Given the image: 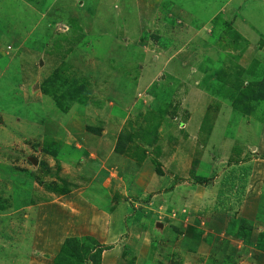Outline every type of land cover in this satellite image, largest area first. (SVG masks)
<instances>
[{"label":"rangeland","instance_id":"1","mask_svg":"<svg viewBox=\"0 0 264 264\" xmlns=\"http://www.w3.org/2000/svg\"><path fill=\"white\" fill-rule=\"evenodd\" d=\"M194 108L199 132L215 124L210 161L204 136L191 147ZM262 144L264 0H0V264H95L98 248L100 264H264L260 165L248 184ZM183 180L204 201L177 197ZM222 198L254 220L214 219ZM116 200L131 208L124 242L94 225ZM251 226L252 248L227 234ZM74 237L80 263L62 251Z\"/></svg>","mask_w":264,"mask_h":264},{"label":"crops","instance_id":"2","mask_svg":"<svg viewBox=\"0 0 264 264\" xmlns=\"http://www.w3.org/2000/svg\"><path fill=\"white\" fill-rule=\"evenodd\" d=\"M226 11V10H225ZM245 16H246V14H245ZM242 25H243V29H240L239 27H241L240 25L238 26V25H236L237 27V29H240V31L243 33V35L244 36H246L247 34L246 33H244L245 32V30L246 29H248V27H247V25L245 24V23H243L242 22ZM245 25V26H244ZM247 31H249V30H247ZM240 33V32H239ZM194 90H195V88H194ZM203 91L204 90H201L200 89V91H195L196 92V94H197V97H196V105H198L199 103H200V101H203V102H206V100L208 99V97L207 98H205L204 99V96L202 95V94H204L203 93ZM202 96V97H201ZM200 100V101H199ZM208 108V107H207ZM219 112V114L215 117L217 120L219 119V117H220V115H221V113H222V111L220 110V111H218ZM210 113L211 112H209V109L205 112V114H207L208 116H206L207 118H208V122L211 120V119H213V117H211L210 116ZM195 114H197V115H195ZM246 115V114H245ZM197 116V117H196ZM205 115H203V113H200V112H198L197 110H196V108H194L193 109V112L190 114V116H189V118H188V120H187V123H186V127H187V130H188V128H190L191 129V131L189 132V137L190 138H193V144H194V138L196 137V139L200 136H204L205 137V139H206V141L204 142V140L203 141H200L199 143H197L196 144V146H195V144L194 145H192L191 147H193V146H195V152H197V153H199V152H202L201 154H203V160H212V157H209L208 156V153H206V149H207V147L209 146V144H210V140H211V137H212V135H213V133H214V128H215V124L213 125V128L211 129V130H207V131H205L206 133H202V131H200L199 132V130H198V128H199V126H200V124H203L204 122H205ZM207 121V120H206ZM207 122V123H208ZM207 123H205L206 124V126H207ZM187 135V134H186ZM91 141V138H90V140L89 141H86V143L85 144H83V145H81V146H87V147H89V142ZM235 143H236V141L234 140V139H232L231 141H229L228 142V145H229V152L228 153H226L225 155L226 156H230V154L231 153H233V150L235 149ZM199 144V146H197ZM234 145V146H233ZM232 146H233V150H232ZM262 146H264L263 144L261 145V146H259V148H258V150H260L259 151V153L260 154H258L259 156H262V157H260V158H254L253 159V163H251V164H253V167H252V174H251V176H249V183L248 184H251V183H253V175L255 174V170H256V165H260V167H261V169L263 170V172H264V152L263 153H261L262 151H264V147H262ZM87 147H85V148H87ZM91 147H93V146H91ZM90 148V147H89ZM159 148V147H158ZM162 148H163V146H162ZM246 148H247V146H245V148L244 149H242L241 151H244V153H245V151H246ZM164 149V148H163ZM182 151V150H181ZM184 151L186 152V153H188L189 155H191L192 153L189 151V150H187V148L185 147V149H184ZM177 154V156L178 157H180V154L177 152L176 153ZM200 153L199 154H197V156L198 155H201ZM234 154V153H233ZM238 157H239V154L237 155ZM224 158H225V156H224ZM179 161H180V158H179ZM179 161H176V157H175V159L173 160V162L171 163V164H174V163H177V164H179ZM251 161H252V159H251ZM221 164H223V165H225L226 167L228 166V164H226V160L225 159H222V161H221ZM258 172H260L259 170H258ZM263 175H264V173H263ZM221 182V181H220ZM216 183V182H215ZM227 183V182H226ZM186 184H188V181L187 180H183L181 183H179V184H175L176 186H175V190L177 191V190H179L178 192H177V194H178V196L177 197H179L180 199L182 198L181 196H182V193H184V192H187L189 189V191L184 195V196H187V195H189V193L191 192V193H194V192H196V197L198 196L202 201H204V198H205V196L204 195H200L199 194V192H202L203 193V190L202 189H200L199 191H198V189L199 188H202L203 186H198V189L196 188V190H192V186H191V184L189 183V185L187 186ZM227 187V186H226ZM203 188H205V187H203ZM227 190V189H226ZM225 189L224 190H222V191H219L218 192V197H219V194H226V192H228V191H226ZM194 191V192H193ZM213 191H215V189H213ZM105 194H107L106 192H104ZM118 193H121V188H119L118 189ZM106 199H107V197L105 196V195H103ZM115 197H116V194H115ZM122 197V196H121ZM193 197H195V195L193 196ZM83 199V198H82ZM82 199H81V201H82ZM184 200V199H183ZM209 200V197H208V199H207V201ZM228 201L229 200H227L226 198H222L221 199V202H220V205H219V207L218 208H220V211H217V213H216V217H213L214 219H223V222L225 223H223L225 226L227 225V224H229V222H230V220H232V219H238V218H248V219H250V220H254V217H255V215H256V213H257V211H258V209L256 210V208H254L255 210H253V209H251V211H253V214H249V211H246V210H249L250 208H252L253 206L252 205H249V206H247L246 204L244 205V206H242L241 207V209H240V211H238L237 209H236V205H234V207H232L230 204L231 203H228ZM189 202H191L192 203V206H193V208H195V205H200L198 202L199 201H197V200H192V201H189ZM188 202V203H189ZM114 203H117V206L116 207H114V208H110V207H108V208H106L105 209V211H104V213L103 214H101V216H100V219H99V221H97L96 223L94 222V225L95 226H99L100 227V229H102V230H104L105 232L103 233V234H101V239L103 238V240H109L108 239V237H110V238H113V240H119V241H121V242H124L123 241V236L126 234V231H127V223H126V219H127V215L128 214H130V205L127 203V202H121V200L119 201V202H117V200H116V202H114ZM221 203H222V205H221ZM186 209H184V211H185ZM222 213H225V215H223V216H221L220 217V215L222 214ZM254 216V217H253ZM216 221H214V223H215ZM161 224V225H160ZM94 225H91V226H94ZM157 226H159L160 228H162V230L164 231V229H166V226H168L167 224H164V223H162L161 221H159V224L157 223L156 224ZM163 226V227H162ZM88 228H89V225H88ZM104 228V229H103ZM226 227H224V229H225ZM224 229L223 228H221V230L222 231H224ZM104 234H105V236H104ZM227 234L228 235H230V233H228L227 232ZM116 236H119V238H117L116 239ZM231 236V235H230ZM120 237H121V240H120ZM111 241L112 242V244L113 245H111V244H109L110 246H113V248H111V250L109 251V253L110 254H117L116 253V250H117V248H120V244L118 245V243H116V241ZM106 242V241H105ZM240 244L241 243H239V246H240ZM244 245L245 246H247V247H251V246H253L252 244H245L244 243ZM252 248V247H251ZM112 249H115V252H113L112 253ZM107 250H105V252H106ZM104 252V253H105ZM104 261V260H103Z\"/></svg>","mask_w":264,"mask_h":264},{"label":"trees","instance_id":"3","mask_svg":"<svg viewBox=\"0 0 264 264\" xmlns=\"http://www.w3.org/2000/svg\"><path fill=\"white\" fill-rule=\"evenodd\" d=\"M246 87L248 89H245L244 88L243 94L241 96L237 97L238 98L237 99V102H240L243 105L245 104V102H246L245 100L247 98L253 100V94H255V95H258L259 94V93L258 94L256 93L255 88L253 89V83H251L249 87L248 86H246ZM121 136H122V134H121ZM121 136H119L118 138H120ZM123 137L124 136H122V139H118V143H117V146H116V149L118 151L122 152V153L124 152V147L126 145V141L124 142ZM132 139H133L132 136H128V140L129 141H131ZM158 171H159L160 174H162V172H163L161 169H158ZM142 216H143V213L139 211L138 214L136 215V218L137 219H141ZM250 223L253 226V221H251ZM252 226L249 228V231L251 232L250 234H249V232L247 233V231H245V229L242 228V227H238L237 232L236 231H233V230H230L231 229L230 228L229 229V233L230 234H234L236 236L238 234L240 236V238L245 241L246 244H250V243L253 242V240L251 239V235H252V231H253V227ZM246 234H248V236H246ZM78 241L79 240L76 237H74V238H68L65 241L64 245H63L62 251L65 252L66 250H68V248L73 249L74 253L78 256L79 263H80L82 261L81 260V258H82V252L85 249H84V246L83 245L82 246L79 245ZM98 250H99V253L92 254L91 255V259L94 261L95 264H100L99 259H100V251L102 250V248H98Z\"/></svg>","mask_w":264,"mask_h":264},{"label":"water","instance_id":"4","mask_svg":"<svg viewBox=\"0 0 264 264\" xmlns=\"http://www.w3.org/2000/svg\"><path fill=\"white\" fill-rule=\"evenodd\" d=\"M33 162H34V163H37V162H38V160H37V159H33Z\"/></svg>","mask_w":264,"mask_h":264}]
</instances>
